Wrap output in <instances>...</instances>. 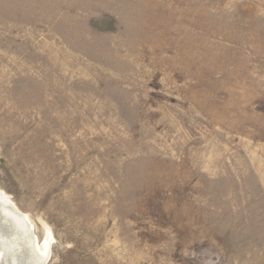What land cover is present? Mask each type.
Instances as JSON below:
<instances>
[{
  "label": "rangeland",
  "instance_id": "rangeland-1",
  "mask_svg": "<svg viewBox=\"0 0 264 264\" xmlns=\"http://www.w3.org/2000/svg\"><path fill=\"white\" fill-rule=\"evenodd\" d=\"M0 192L48 264H264V0H0Z\"/></svg>",
  "mask_w": 264,
  "mask_h": 264
},
{
  "label": "bare ground",
  "instance_id": "bare-ground-1",
  "mask_svg": "<svg viewBox=\"0 0 264 264\" xmlns=\"http://www.w3.org/2000/svg\"><path fill=\"white\" fill-rule=\"evenodd\" d=\"M37 240L30 218L0 192V264H48L51 230L45 227L44 241Z\"/></svg>",
  "mask_w": 264,
  "mask_h": 264
}]
</instances>
